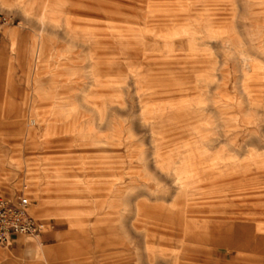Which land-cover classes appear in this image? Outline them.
<instances>
[{"label": "rangeland", "instance_id": "obj_1", "mask_svg": "<svg viewBox=\"0 0 264 264\" xmlns=\"http://www.w3.org/2000/svg\"><path fill=\"white\" fill-rule=\"evenodd\" d=\"M38 1L0 0V198L45 228L0 264H264V0Z\"/></svg>", "mask_w": 264, "mask_h": 264}, {"label": "built area", "instance_id": "obj_2", "mask_svg": "<svg viewBox=\"0 0 264 264\" xmlns=\"http://www.w3.org/2000/svg\"><path fill=\"white\" fill-rule=\"evenodd\" d=\"M31 207L32 201L24 194L0 198L1 246H12L23 235L39 236L43 233L45 226L34 217Z\"/></svg>", "mask_w": 264, "mask_h": 264}, {"label": "bare ground", "instance_id": "obj_3", "mask_svg": "<svg viewBox=\"0 0 264 264\" xmlns=\"http://www.w3.org/2000/svg\"><path fill=\"white\" fill-rule=\"evenodd\" d=\"M23 6H24V9L28 10V11H34L35 13L38 14V16L40 17V19L42 20V23L44 22L43 18L45 16V8H44V5L42 4V7H40L39 5L40 4H37V2H39L38 0L34 1V0H31V1H24L23 0ZM238 54L240 56V61L241 63L245 66V67H248L249 66V63L250 61L253 60V57L251 55H249L248 53H246V51H244L243 49H239L238 51ZM75 220L73 219L71 221V223H73ZM44 249L42 248V243L37 240L36 241V246H35V250L33 251V253L36 255H42L44 253ZM212 253V252H211ZM8 253L5 252V251H0V258L3 257L4 255H7ZM30 254V252H29Z\"/></svg>", "mask_w": 264, "mask_h": 264}]
</instances>
